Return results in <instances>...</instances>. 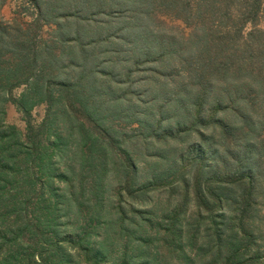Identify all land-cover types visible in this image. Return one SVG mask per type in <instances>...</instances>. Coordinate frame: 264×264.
Returning <instances> with one entry per match:
<instances>
[{"label":"trees","instance_id":"16d2710c","mask_svg":"<svg viewBox=\"0 0 264 264\" xmlns=\"http://www.w3.org/2000/svg\"><path fill=\"white\" fill-rule=\"evenodd\" d=\"M160 1L168 15L187 25H191L192 10L200 20L220 15L231 21L227 10L237 7L240 26L233 23L219 33L210 29L208 42L201 39L204 47L185 64L200 94L196 104L182 110L192 125L175 134L183 135L179 144L192 135L199 142L172 161V170L143 185L137 184L133 160L110 130L114 124L104 123L106 106L117 98L104 97L100 86L91 89L94 72H88L87 65L97 42L84 44L76 29L70 37L68 22H57L59 15L49 5L41 12L37 3V14L17 37L6 39V30L0 27V85L8 95L25 87L10 102L27 122L26 133L0 123V264H110L104 248L109 238L120 235L122 222L106 218L108 208L119 200L126 203L121 198L145 202L156 192L178 196L182 204L162 217L165 224L157 223L159 262L154 259L147 264H196L197 256L189 255L186 248L200 249L212 264H264V134H257L243 114L244 107H254L257 99L253 94L242 96L239 91L244 84L231 81L244 75L264 87V31L256 28L258 19L264 17V0ZM51 24L55 30L49 39H42L38 32ZM247 25L252 30L242 36ZM64 57L77 74L60 76ZM210 78L223 83L213 96V106L218 112L240 114L242 124L230 125L214 114L206 118L201 114ZM235 103L242 106L237 108ZM37 105L45 106V116L32 126L28 119ZM212 129L218 132L215 142L206 134ZM64 134L75 136L77 147L69 158L87 185L79 192L85 202L71 204L77 210L69 223L73 230L61 237L57 221L62 196L54 182L60 179L70 187L68 183L77 178L72 170L65 175L54 167L53 152L63 144ZM167 135L173 137L170 132ZM110 166L117 188L113 201L105 204L103 177ZM188 204L192 210L180 227ZM114 209L122 218V207ZM118 264L132 263L125 258Z\"/></svg>","mask_w":264,"mask_h":264},{"label":"rangeland","instance_id":"374dc122","mask_svg":"<svg viewBox=\"0 0 264 264\" xmlns=\"http://www.w3.org/2000/svg\"><path fill=\"white\" fill-rule=\"evenodd\" d=\"M34 3L39 5L41 12L47 10L49 5L59 15L57 22H62V19L68 22L70 37H74L76 29L84 44L97 42L94 56L87 65L88 72H94L90 88L98 89L93 86H100L104 97L109 100L112 96L117 98L114 103L106 106L104 123L109 127L114 124L110 130L121 142V148L131 156L136 167L137 184L143 185L163 171L172 170V161L183 153H189L190 148L199 142L197 136L192 135L179 144L183 135L179 138L175 134L179 128L185 129L192 125V122L183 117L182 110L185 105L196 104L200 94L193 85L192 76L188 75L185 64L204 47L201 39L206 38L205 42H208L210 29L217 33L223 32L225 27L232 26L233 23L239 28L237 7L227 10L233 18L231 21H226L220 15L200 20L192 10L191 25H187L168 15L160 0H0V27L6 30V39L17 37L23 28L29 26L37 14ZM74 13L82 14L83 17L76 19L69 16ZM257 22L256 28L264 31V17ZM53 30V24L45 25L38 35L46 40ZM251 30L252 26H245L242 36H246ZM75 55H78V50ZM62 62L64 67L60 76H64L66 72L77 74L69 66L67 57ZM95 72L101 75H96ZM211 80L210 78L201 114L205 118L214 114V118L230 125L242 124L244 120L240 114H233L225 109L218 112V107L213 106V96L221 91L223 83ZM231 81L244 84L239 91L242 96L253 94L257 99L254 107L248 109L243 106V114L249 122H253L257 134H264V87L244 75L238 80L233 77ZM24 88L18 87L8 95L0 85V123L15 126L21 133H26V117L18 112L10 98L17 99ZM234 106L240 108L242 105L235 103ZM44 116L45 106L37 105L31 110L28 121L36 126ZM167 132L172 133L173 137H169ZM206 134L210 140L217 141V130L212 129ZM74 140L75 136L69 138L64 134L61 140L63 144L53 152L56 171L70 175L72 170L77 177L68 183L70 187L60 179L54 182L55 189L62 196L60 219L57 221V231L61 237L73 230L69 223L74 221L72 218L77 210L76 204L74 207L71 204L85 202V199H79V192L87 183L82 182L81 174L76 171L69 158L77 147ZM103 178L104 202L107 204L113 201V192L117 188L113 167L107 169ZM121 200L126 203L120 200L119 203H112L106 213V218L122 222V232L119 236L108 239L104 248L107 253L105 261L118 264L126 258L132 264L152 263L154 259L159 262L155 248L160 246L158 240L161 233L157 223L165 224L162 217L177 210L182 199L178 196L169 198L166 194L156 192L151 193L145 202L129 203L126 198ZM117 205L124 211L122 218L114 209ZM184 208L180 227L184 226L192 206L188 204ZM85 220H79L80 224ZM101 233L102 231L99 232ZM94 239L97 241L96 235ZM136 251L141 252L135 253ZM186 252L197 256L196 264H212L210 256L200 253L198 248H186ZM135 254L137 257H134Z\"/></svg>","mask_w":264,"mask_h":264}]
</instances>
